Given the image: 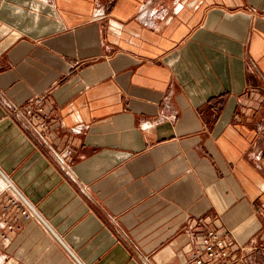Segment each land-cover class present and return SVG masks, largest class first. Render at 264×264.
<instances>
[{"label":"crops","instance_id":"crops-1","mask_svg":"<svg viewBox=\"0 0 264 264\" xmlns=\"http://www.w3.org/2000/svg\"><path fill=\"white\" fill-rule=\"evenodd\" d=\"M0 170V264H264V0H0Z\"/></svg>","mask_w":264,"mask_h":264},{"label":"built area","instance_id":"built-area-1","mask_svg":"<svg viewBox=\"0 0 264 264\" xmlns=\"http://www.w3.org/2000/svg\"><path fill=\"white\" fill-rule=\"evenodd\" d=\"M5 106L8 114L23 122L27 128L33 129L42 136L50 131L53 117L47 105L46 96H35L24 106H17L6 101ZM56 155L61 166L66 168L68 154L57 152ZM0 175L7 182V187L11 188L14 193L11 203L24 207V214H38L36 208L1 170ZM192 261L194 264H234V260L231 259V252L226 244V237L214 229H208L203 234L199 248L192 254Z\"/></svg>","mask_w":264,"mask_h":264},{"label":"bare ground","instance_id":"bare-ground-1","mask_svg":"<svg viewBox=\"0 0 264 264\" xmlns=\"http://www.w3.org/2000/svg\"><path fill=\"white\" fill-rule=\"evenodd\" d=\"M7 183V182H6ZM37 217H39V215L37 214Z\"/></svg>","mask_w":264,"mask_h":264}]
</instances>
